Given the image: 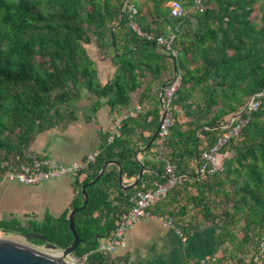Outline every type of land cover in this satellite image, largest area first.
I'll use <instances>...</instances> for the list:
<instances>
[{
    "label": "trees",
    "instance_id": "1",
    "mask_svg": "<svg viewBox=\"0 0 264 264\" xmlns=\"http://www.w3.org/2000/svg\"><path fill=\"white\" fill-rule=\"evenodd\" d=\"M170 1L127 4L137 6L135 19L143 30L175 33L177 57L130 28L127 6L121 19L124 0H0V177L43 157L33 153L32 144L41 132L63 127L75 117L71 105L82 98L83 90L96 98L97 108L102 99L111 107L129 105L131 93L143 88L138 102L144 105L150 89L160 90L173 78L175 66L182 74L163 152L158 136L152 141L161 121L160 96L154 94L156 111L127 120L122 136L113 143L108 144L106 136L96 161L73 176L78 193L70 209L60 215L46 212L42 219L10 214L0 218V231L23 236L38 232L59 248L71 245L75 237L69 214L83 203V185L96 178L105 161L114 160L118 164L110 165L87 188V206L75 214L81 238L75 253L93 251L91 258L102 262L105 256L94 250L110 227H104L103 216L95 213L110 206L114 189L124 204L112 209L114 221L126 210L130 192L122 190L120 167L129 178L136 177L143 165L136 153L145 147L154 173L142 175L131 189L164 182L168 162L180 175L168 198L154 207L156 212L183 217L188 205H181L180 198L185 199L215 223L220 244L228 241L264 255V0H203L202 10L186 19L171 14L166 5ZM180 1L187 6L194 2ZM92 46L97 53L105 50L103 58L107 54L113 63L114 71L105 82ZM257 93H263L261 106L242 112ZM240 112L249 122L224 148L231 156L222 169L200 177L197 168L203 151L215 144L221 126ZM144 130L150 132L148 137ZM176 226L182 224L176 220ZM239 232L244 234L241 239ZM29 240L44 245L40 239Z\"/></svg>",
    "mask_w": 264,
    "mask_h": 264
},
{
    "label": "crops",
    "instance_id": "2",
    "mask_svg": "<svg viewBox=\"0 0 264 264\" xmlns=\"http://www.w3.org/2000/svg\"><path fill=\"white\" fill-rule=\"evenodd\" d=\"M91 49H93V52L97 51L96 46H92ZM97 63L100 79L105 82L111 75L109 68L113 66V63L107 57L97 60ZM158 89H150L151 93L146 96L147 98L144 101L145 110L143 113L156 111L157 106L153 95L159 94L161 102L163 88ZM143 91V88L133 91L129 105L111 107L106 99H102L101 105L96 108V98L84 90L81 101H76L71 105V107H74L73 115L75 117L71 118L70 121L67 120L63 127L58 126L41 132L32 144L31 149L33 153L50 157L58 163H71L82 159L86 154L96 149L102 148L114 117L121 112L133 108L138 103L135 99L136 95H138L139 99L144 97L141 95ZM85 101H87L86 104H84ZM160 112L162 118V111L160 110ZM152 118V116L149 117L151 120ZM142 133L145 137H148L150 134L148 130H144ZM137 143L140 145L145 144L139 140ZM144 149L145 147H142L136 153V159L146 166L143 175L145 173H154L153 162L146 152H144ZM229 156H231L230 151H223L222 168L225 158ZM138 175L129 178L123 173L122 184L124 187L122 185L121 187L124 192L128 191L132 194L136 191L131 188L126 189L125 187L132 184ZM73 181V176H66L67 192L63 206L59 207V202L55 200L53 208L57 213L52 212V214L60 215L71 208V204L78 193L73 185ZM8 182L16 181H6L0 187ZM191 192L197 194V190L193 187L191 188ZM109 204L110 206L105 207L102 213H95V216H103L102 224L104 227H110V230L107 232L108 235L112 231L114 224H116L112 209L116 210L120 208L119 206L124 205L120 200L117 189H114L111 193ZM180 204L188 205L187 214L183 217H175L173 220L175 224L177 220L182 226L173 228L156 218L140 220L128 232L126 244L118 247L111 255L105 257L102 262H99L102 264H199L203 258L214 257L216 264H264V255H256L253 251H248L247 247L234 246L228 241L223 245L220 244L219 229H217L215 223L206 220L200 208L196 207L195 209L193 204H187L185 199L182 200L180 198ZM19 210H21V215L31 211L26 210L23 205L19 207ZM46 212L50 211L47 210ZM154 212L159 214V212H156V208ZM10 214L15 213L11 212ZM34 217L38 219L43 218L39 214ZM243 224L242 222L241 225ZM243 235L242 232L237 233L238 239H241Z\"/></svg>",
    "mask_w": 264,
    "mask_h": 264
},
{
    "label": "built area",
    "instance_id": "3",
    "mask_svg": "<svg viewBox=\"0 0 264 264\" xmlns=\"http://www.w3.org/2000/svg\"><path fill=\"white\" fill-rule=\"evenodd\" d=\"M203 0H194L193 4L187 6L183 1H170L171 14L182 19L188 18L195 10H202ZM129 12V26L137 33L138 36L147 39L156 45L165 46L166 49L177 57L178 51L173 46L175 33L166 36L161 33L147 32L142 29L139 22L135 19L138 13V8L134 3L127 4ZM182 83V74L174 72L173 78L164 86L161 94V111L162 118L158 128V144L160 152H163L166 139L170 132V127L173 119L172 103L174 95ZM263 93L253 95L243 111H255L261 106V97ZM145 104L136 103L133 108L121 112L114 117L112 124L108 129L107 142L113 143L117 138L122 136L125 122L132 117H136L144 112ZM249 122L248 117H242L241 113L237 116L232 115L227 123L221 126L222 132L218 136L215 144L203 151L201 158L198 157V175L202 178L222 168L223 150L232 138L239 135L242 128ZM102 152V148L96 149L86 154L82 159L71 163H58L47 156L36 158L33 163L23 164L20 169L6 171L0 177V185L6 181H16L25 185H39L47 183L51 180L66 177L76 176L83 170H88L92 163ZM180 181V175L177 172L176 165L168 162L166 168V180L159 182L155 187L150 189H137L129 195V204L116 220L115 228L109 235L103 237L95 252L107 257L111 255L118 247L123 246L127 242L128 232L143 219L156 218L163 221L166 225L175 228L176 224L172 217L168 215L157 214L154 212V207L160 202L166 200L171 190ZM180 232V230H178ZM52 254H61L63 248L48 251ZM93 251L83 254L75 252L66 255L65 260L71 264H91V255ZM199 264H216V259L203 258Z\"/></svg>",
    "mask_w": 264,
    "mask_h": 264
},
{
    "label": "rangeland",
    "instance_id": "4",
    "mask_svg": "<svg viewBox=\"0 0 264 264\" xmlns=\"http://www.w3.org/2000/svg\"><path fill=\"white\" fill-rule=\"evenodd\" d=\"M132 1H134L136 5L140 2H149V0ZM166 5L169 6L170 2H168ZM93 35L94 34L91 33V36L95 39ZM94 44L96 45V40H94ZM98 51L99 53L93 52V49H91L93 57L97 60H100L103 58L102 55L104 54L105 50L102 49L101 51V49H98ZM105 56L110 57L107 54ZM109 70L111 73L114 70L113 66L109 68ZM81 99L82 98H79L80 101ZM135 99L139 101L138 95H136ZM86 103L87 101H85L84 104ZM65 178L66 177H62L58 180H51L50 182L39 185H24L18 182H8L7 184H4L0 187V218L9 217L11 212H14L15 214H17L18 212V215H21V210H19V207L21 205L25 206L26 210H31L30 212H25L21 215L24 218H27L25 216L26 214L30 215L31 217L37 216V214H39L40 217H43L44 213L47 210H49L51 213H57L56 210L53 208V204H55L56 200V202H59V207L63 206L65 195L67 192V184L65 183ZM0 237L16 240L21 243L45 250L47 252L50 250L47 249L45 245H38L32 243L29 239H26L25 236L20 234H7L5 232L0 231Z\"/></svg>",
    "mask_w": 264,
    "mask_h": 264
},
{
    "label": "water",
    "instance_id": "5",
    "mask_svg": "<svg viewBox=\"0 0 264 264\" xmlns=\"http://www.w3.org/2000/svg\"><path fill=\"white\" fill-rule=\"evenodd\" d=\"M128 1L129 0H124L121 6L122 20L125 15V9ZM153 45L156 46L155 43H153ZM174 72L175 73L177 72L176 66L174 67ZM240 113L235 114V116L239 115ZM157 136H158V130L154 134L152 141H154ZM110 164H118V163L114 160H108L104 162L96 178L83 185L82 188L83 203L77 207H74L69 214L70 228L75 237V241L71 245L67 246L66 248H63V252L61 254H51L45 250L36 248L34 246L24 244L16 240L0 237V264H71L65 260V257L66 255L75 252L79 244L81 243L80 235L75 226V214L83 210L87 206L88 198H89L87 188L93 185L94 183H96L101 178L102 174L105 172V170ZM145 169L146 166L142 165L140 173L136 178V180L132 184L126 186L125 188L129 189L131 187L136 186L137 183L140 181V178L142 177ZM122 178H123V169L120 167V182L121 185L123 186ZM25 238L40 239L44 242V245L47 249L56 250L59 248L56 244L48 241L44 234L38 232H30L25 235ZM263 245H264V239H263L262 247ZM262 249L264 251V247ZM91 264H102V263H100L98 260L92 259Z\"/></svg>",
    "mask_w": 264,
    "mask_h": 264
},
{
    "label": "bare ground",
    "instance_id": "6",
    "mask_svg": "<svg viewBox=\"0 0 264 264\" xmlns=\"http://www.w3.org/2000/svg\"><path fill=\"white\" fill-rule=\"evenodd\" d=\"M51 253V252H50ZM52 254V253H51Z\"/></svg>",
    "mask_w": 264,
    "mask_h": 264
},
{
    "label": "clouds",
    "instance_id": "7",
    "mask_svg": "<svg viewBox=\"0 0 264 264\" xmlns=\"http://www.w3.org/2000/svg\"><path fill=\"white\" fill-rule=\"evenodd\" d=\"M127 6V5H126Z\"/></svg>",
    "mask_w": 264,
    "mask_h": 264
}]
</instances>
